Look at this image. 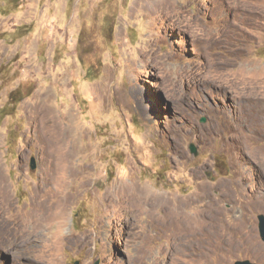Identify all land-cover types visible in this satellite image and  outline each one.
I'll list each match as a JSON object with an SVG mask.
<instances>
[{"label": "rangeland", "instance_id": "374dc122", "mask_svg": "<svg viewBox=\"0 0 264 264\" xmlns=\"http://www.w3.org/2000/svg\"><path fill=\"white\" fill-rule=\"evenodd\" d=\"M3 108L0 264H264V0H0Z\"/></svg>", "mask_w": 264, "mask_h": 264}, {"label": "bare ground", "instance_id": "6f19581e", "mask_svg": "<svg viewBox=\"0 0 264 264\" xmlns=\"http://www.w3.org/2000/svg\"><path fill=\"white\" fill-rule=\"evenodd\" d=\"M58 133V132H57ZM62 135V134H61ZM58 138V137H57ZM56 138V143L58 144V145H61V146H63L64 144H62L63 143V141L62 140H60V139H62V138H58L57 139ZM50 140V139H49ZM70 149V148H69ZM66 151H68V150H66ZM70 151V150H69ZM71 154H69V153H65V154H63L62 156H60V160H62V161H66V159L68 160V157L70 156ZM72 156V155H71ZM70 156V157H71ZM58 160V159H57ZM131 189H132V187H131ZM139 189V188H138ZM3 192V194H4V191H2ZM6 193V192H5ZM151 193H153V192H151ZM4 197L6 196L5 194L3 195ZM125 196H126V199H124V198H122V197H120L119 199L120 200H127V205H128V203H131V205L132 206H135V207H137V209L139 210V211H144V213L146 212V211H148V212H150V207L151 206H149L150 205V203H151V201L150 200H155V199H158L159 200V196H156V198H154V196L152 195V194H149V191L148 190H146V189H144V188H142V189H139L137 192H135L134 193V191H133V194H128L127 195V193L125 192ZM127 196H128V198H127ZM129 201V202H128ZM166 201V200H165ZM123 203V202H122ZM121 205V204H120ZM149 206V209H148V206ZM43 206V204L40 206V207H35L34 208V210H32L31 211V213H29V216H28V218L26 219V222H28V224L29 225H31V224H33V227H34V229H35V231L37 232V233H39L40 231L42 232V230L43 229H46V228H51L52 226H54L53 224H58L60 227H62L63 226V224L61 223V221L60 220H62V219H60V220H58L60 217H62L61 216V214H62V210L61 211H59V212H57V214L55 215L54 214V212L52 211V212H50V214H49V216H46L44 213H42L41 212V207ZM157 206H159V205H157ZM121 207H122V205H121ZM134 208V207H133ZM172 208V207H171ZM183 210V209H182ZM50 211V210H49ZM180 211V210H179ZM64 214V213H63ZM62 214V215H63ZM65 215V214H64ZM64 217V216H63ZM63 221H64V219H63ZM56 226V225H55ZM170 229H171V231H173V234L174 235H176L177 233H179L180 231H183V230H187L188 229V227H187V225L185 224V221H184V219H177L176 218V216H172L171 217V223H170ZM191 228H193V226H191ZM48 229V231H50ZM52 229H53V227H52ZM60 229V228H59ZM45 231V230H44ZM40 232V233H41ZM58 233V230L56 231L55 230V232H52L51 231V236L53 237V238H56V234ZM42 235V234H41ZM47 237H48V235H47ZM46 238V237H45ZM53 245V244H52ZM54 246V245H53ZM55 247H56V245H55ZM52 248V247H51ZM137 248H138V245H137ZM55 250V249H54ZM131 260H135V257L134 256H132L131 257Z\"/></svg>", "mask_w": 264, "mask_h": 264}, {"label": "water", "instance_id": "95a60500", "mask_svg": "<svg viewBox=\"0 0 264 264\" xmlns=\"http://www.w3.org/2000/svg\"><path fill=\"white\" fill-rule=\"evenodd\" d=\"M189 148L192 153H194L195 155L198 154L199 150L195 143H191ZM258 219H259V232L261 238L264 240V214H260L258 216ZM75 264H80V262L77 260L75 261ZM95 264H98V262H96ZM234 264H257V263L251 261L250 259H244V260H237Z\"/></svg>", "mask_w": 264, "mask_h": 264}, {"label": "trees", "instance_id": "16d2710c", "mask_svg": "<svg viewBox=\"0 0 264 264\" xmlns=\"http://www.w3.org/2000/svg\"><path fill=\"white\" fill-rule=\"evenodd\" d=\"M14 95H15L14 93L11 94V98H12V99H11V102H13ZM21 99H22V97H20V98H16V99H14V101L21 100ZM4 111H5V108L2 109V112L0 113V115L3 114Z\"/></svg>", "mask_w": 264, "mask_h": 264}]
</instances>
